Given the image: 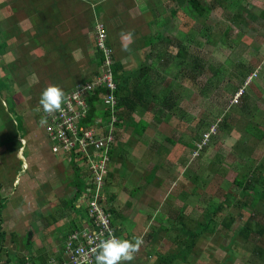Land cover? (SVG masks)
<instances>
[{
    "label": "rangeland",
    "instance_id": "1",
    "mask_svg": "<svg viewBox=\"0 0 264 264\" xmlns=\"http://www.w3.org/2000/svg\"><path fill=\"white\" fill-rule=\"evenodd\" d=\"M56 1L51 0L50 5H47L46 0H0V29L8 32L5 35L13 36L6 38L10 43L5 46L4 54L0 53V66L5 63L1 77L4 80L10 77L8 86H11L16 103L13 112H8L6 104L0 107V142L4 143L5 153L9 155L1 175L2 179L11 182L9 166L14 161V164L17 163L14 171L24 179L28 173L24 171L23 160H31L33 167L29 169L30 174L39 186L38 191L35 190L38 195V211L30 213L31 217L27 220L29 212L26 210L22 213V219L25 220L21 222V228L25 223L26 229L33 232V240L28 248L23 237L26 229H22V235L13 238L15 244L11 247L14 250L9 251V254L23 257L51 253L70 230V223L77 226L82 220L79 215H86L85 202H82L80 209H75V213L67 204L74 192L70 186L73 170L68 163L73 158L72 153L61 157L59 151L44 156L49 150L46 147L44 127L39 123L43 115L42 110L37 113L35 109L42 90L49 84L57 85L67 93L76 83L93 73L97 54L93 44V12L98 13L105 6L107 10L103 20L115 60L122 61L126 57L119 36L121 33L133 34V43L129 49L141 47L142 39L145 38L149 45L158 36L152 45L151 59L146 60L149 48L143 49L141 57L138 56L139 60H143L142 63H148L143 75L139 77V68L121 72V84L133 86L142 81L145 85H137L146 99L145 110L143 107L138 109V114L141 111L145 114L137 117L138 120L145 117L148 123H145L146 129L141 136L131 131L130 139L147 143L151 136H155L165 147H169L167 158L175 160L180 158L178 150L182 149V145L186 147L184 143H198L215 126L214 132L210 133L194 157L195 148L191 150L186 170H182L187 182L181 185L186 191L181 192H190L191 200L197 205L196 212L191 213L192 217L204 223L210 214L207 210L210 205L215 207L217 202L224 200L227 203L215 217L216 221L211 222V225H215L214 233L202 232L195 238V252L198 256H227L222 264L230 261V264L234 261L235 264H264V233L259 235L256 230H252L247 238L238 234L248 219L264 226V198H256L252 204L253 197L250 194L244 196V191L234 183L235 178L247 175L245 180L248 185V179L252 178L256 180L259 192L264 189V135L262 141H259L246 130L249 123H256L264 131V0H198V11L190 6L189 0L180 5L173 0H82V6H88L83 15L74 19L72 17L66 22H46L47 9L50 7L52 10L49 16L55 18L53 10ZM175 6L176 13L172 15ZM59 9L61 11V6ZM71 9L75 13V6ZM36 10L40 11L38 15ZM98 16L101 17L100 14ZM113 16L115 18L109 20ZM78 26L82 31L79 28L73 31ZM79 34L82 50L74 52L73 56L72 49L78 44L75 40ZM0 40L5 39L1 37ZM179 43L184 44L182 47L187 51L186 58L182 60L177 59L175 53H169L175 51L173 46L178 49ZM154 56L158 58H152ZM138 57L129 56L130 69L140 63ZM195 60L199 69L193 67ZM165 67L169 69L165 71ZM251 73L256 76L246 82ZM241 90L242 94L236 101L234 96ZM2 98L7 100L6 92ZM168 102L171 107H168ZM20 115L23 126L15 124V119L19 121ZM153 115L164 119L163 122L152 119ZM129 117L117 119L113 126L114 138L116 132L121 135L118 125H122ZM137 117L132 120L129 128L137 124ZM100 124L105 126L104 123ZM19 136L27 140L26 146L22 144L25 146L23 159L17 155ZM53 157L58 162L53 163ZM159 157L155 155L156 162H160ZM142 164L139 180L146 177L145 182L149 183L151 163L147 160ZM80 168L83 171L84 167ZM179 170H176L175 175ZM123 173L124 167L118 175V183L108 179L109 185L111 180L113 182L110 191H120L123 185L129 188L130 184L134 185L133 182L127 184L123 180ZM190 176L192 186L195 184L193 189L189 186ZM145 189L152 188L146 185ZM106 190L108 183L104 186ZM105 196L106 205L114 211L111 212L112 223L120 229L121 237H124L125 229L133 230L132 216L117 214L113 208L117 198L113 202L108 192ZM152 197L156 199L154 193ZM189 201L188 197L184 200L185 204H189ZM169 204L173 206L174 202L171 200ZM114 207L126 213L123 203L118 202ZM185 211L188 212V209ZM164 215L174 217L177 214L169 210ZM230 215L234 222L229 229H225L219 222L221 217ZM8 216L12 217L11 212Z\"/></svg>",
    "mask_w": 264,
    "mask_h": 264
},
{
    "label": "crops",
    "instance_id": "2",
    "mask_svg": "<svg viewBox=\"0 0 264 264\" xmlns=\"http://www.w3.org/2000/svg\"><path fill=\"white\" fill-rule=\"evenodd\" d=\"M104 2L105 0H97ZM120 1V0H118ZM51 0H46V4L50 5ZM83 1L82 0H57L55 2V9L53 10L54 17L49 16V12L52 10V8H48L45 17L46 22L54 21V20H62L63 22H66V20L73 17V19L80 14H84L85 11L88 10V6L85 7L82 6ZM117 3H115L116 5ZM73 5V6H71ZM52 6V5H51ZM59 6H61V11L59 9ZM75 6V13L71 12V8ZM127 8V6H125ZM106 8L103 6L98 13H94V19H93V31H94V24L95 22L102 21L104 23L103 15H106ZM36 15L40 13V11L36 10ZM62 14V15H61ZM100 14L101 17L98 16ZM61 15V17H60ZM115 16L112 18H109V20L114 19ZM44 21V20H43ZM105 24V23H104ZM115 27V26H114ZM77 28H79L82 31V28L79 26L74 28L73 31H75ZM106 28V26H105ZM116 28V27H115ZM107 30V28H106ZM82 33V32H81ZM158 35H160L159 32H157ZM83 34H85L83 30ZM108 36V35H107ZM121 37V35H119ZM77 39L75 40L78 42L77 45H74L72 49V54L74 56V52L81 51V42L79 41L80 34L76 36ZM115 40L117 39V34H115ZM109 38V37H108ZM142 38V37H141ZM178 41V40H176ZM109 42V41H108ZM113 42V41H112ZM110 43V42H109ZM115 42H113L114 44ZM118 43V41H117ZM95 46V32H94V42ZM111 45V43H110ZM180 45V43H179ZM139 47V46H138ZM136 48H131L128 51H126V59L124 58L121 63L123 64L121 72L128 71V70H135L136 68H141L143 65H147V62L142 63L139 60L141 57V54L143 52V49L149 48L148 51V57L146 58L147 61L151 59V49L152 46L146 45L143 42L142 39V46ZM172 47V46H171ZM177 47V46H176ZM175 46H173V49H175L174 52L169 51L170 54H176L178 49H176ZM74 50V51H73ZM95 50L96 49L95 46ZM165 51V50H163ZM97 53V52H96ZM140 56L138 57V60L140 63L137 65V67H131L130 65V59L129 56ZM152 58H158L156 56ZM136 59V58H135ZM179 59V58H177ZM95 70L92 74L88 75L87 78L82 80L81 82L87 81L88 78H92L94 74L97 73L99 64L97 63L99 61V58L96 56L95 60ZM134 61V60H132ZM173 61V60H172ZM176 63V61H175ZM5 63L2 66V70H4ZM169 68L165 67V71H167ZM0 71V76H1ZM143 75V73H139V77ZM4 81V78H2ZM78 82V83H81ZM76 83V84H78ZM75 84V85H76ZM142 85V81L136 82V85ZM74 85V86H75ZM73 86V87H74ZM146 88V87H145ZM64 93H66L64 91ZM2 95H4V91L0 94V101L3 105L6 104L4 98H2ZM145 110V108L143 107ZM147 111V110H146ZM148 112V111H147ZM145 114V112H139V114ZM138 111L131 113L129 118L126 119L122 125L119 126V132L121 135L116 132L115 135V142L112 147L111 155H110V161L108 164V174L105 179V183L107 186L108 183V190L105 191L109 193L111 196L113 202L117 198V201L114 202V206L118 204V202L123 203L125 206L126 213H130L129 215L124 213L123 211L119 212V208L116 209V207L113 206V208L116 210L117 214H124L125 216H132V220L134 223L133 230L131 229H125L124 231V237H121L120 235V229L118 227H115L116 233L121 237L122 239H128V240H134L136 237H142L143 238V244L139 250V252L136 254L133 261L130 262V264H222L224 259L227 256H198L196 250L197 241L194 243L193 247H190L188 250L187 256H181L182 250V244H183V238L188 241L190 244L192 240V232L195 233V229L197 227V220L198 218L192 217L191 213L196 212V202L192 201L191 193L188 192V194L185 192H181L184 190V188H181V185H185L187 180L185 179L184 173H182V170H186V166L188 165V161L190 160V150L188 149L189 142L184 143L182 145V149L178 150V153L180 154L179 159H168V149L169 147H165L164 143L158 140L155 136H151L150 142L143 143L136 139L131 140L129 137V134L131 131L133 134H137L138 136H141L145 129L142 130V123H148L147 120H145L143 117L138 120L139 116ZM140 115V116H141ZM137 117V124L131 129L129 126L131 125V122L133 119ZM152 119L162 121L159 116L153 115ZM169 120V119H168ZM145 124V125H146ZM44 127V126H43ZM117 129V128H116ZM117 131V130H116ZM44 136L46 137V147L49 150L46 152L47 154H44V156L50 155V154H57L58 152H53L51 150V141L48 140L47 134L44 129ZM152 134V132H151ZM121 136V137H119ZM131 141V142H130ZM19 142L20 145L18 146L17 155L23 157V151L25 149V146L27 145V140L24 137L19 136ZM142 143V144H138ZM193 143V142H192ZM3 142H0V264H27V263H34L35 264H48V261L50 258L57 257V252L61 250V247L64 242V238L67 235V233L74 229L72 226L73 222L70 223V230L65 233L63 236V239L59 243V246H55L56 249L52 251L51 253L48 252V254H43L41 256H12L10 255L9 251L14 250V248L11 247L12 244H15L14 237L15 235H22L21 230L26 229V224L24 223L23 227L21 228V222H23L25 219H22V213L23 211H28L29 214H33V212L38 211L37 210V194L36 191H38V181L35 180L32 177V174H30V167L33 163V161H28L27 159L23 160V168H25V172L28 173L27 177L23 179L21 176L17 173V171H14V161H11V165L9 166L11 170V182H7L5 179H2L1 170L6 167V157H9V155H6L5 149L3 147ZM22 144L25 146H22ZM159 146L157 147V145ZM136 147L138 148V152H136ZM180 148V147H179ZM127 149H130L129 151ZM132 150H134L132 152ZM50 153V154H49ZM61 157L67 155L64 152H60ZM155 155H159L158 158L160 162H156ZM42 157V159L44 158ZM130 157V158H128ZM54 159V160H53ZM53 160V161H52ZM62 160H67L66 158H62ZM130 160V161H129ZM148 160V163H151V166L149 168V172L151 174V180L149 183L145 182V178L143 177V180H139V170L142 169V162H146ZM46 161V160H43ZM51 161L58 162L54 157L51 159ZM68 161V160H67ZM66 161V162H67ZM70 161V162H69ZM68 161L69 165H71L72 159ZM74 162V161H73ZM75 164V163H74ZM126 166H125V165ZM5 165V166H4ZM78 166L77 164H75ZM19 166H21V163L19 162ZM79 167V166H78ZM124 167V177L123 180L127 182V184H130V182H133L134 185L130 184L129 187H125L123 185V188H120V191L117 190L116 192L110 191L109 187L111 184L113 185L112 180H115L116 183H118L120 180L118 179V175L121 173V169ZM32 169V168H31ZM180 169L179 172L175 175L176 170ZM19 170V169H18ZM22 170V169H21ZM73 170V168H72ZM136 174L138 176H136ZM148 175V174H147ZM146 175V176H147ZM74 177V170L72 172V178L70 180V184ZM18 179V180H17ZM108 179L111 180V184L109 185ZM138 180V181H137ZM192 176H190L189 179V186H192L191 184ZM24 181V182H23ZM135 181V182H134ZM143 182V185H141V182ZM17 182V183H16ZM23 182V183H22ZM179 184V187H178ZM146 185L151 187L152 189H145ZM188 185V184H187ZM71 186V185H70ZM105 186V185H104ZM177 187L179 188L177 190ZM195 188V184L192 186V189ZM155 190V191H154ZM176 190V191H175ZM33 191H35L33 193ZM186 191V190H184ZM159 192V193H158ZM155 195L156 199H153L152 195ZM165 193V195H163ZM125 198H124V196ZM162 196V197H161ZM184 196V197H182ZM190 199L189 204H185L184 200ZM121 197H123L121 199ZM161 197V199H160ZM183 198V199H182ZM160 199V200H159ZM123 200V201H122ZM174 202V205L172 206L170 201ZM184 202V203H183ZM179 203V204H177ZM134 205V207H131ZM175 205H178L177 208ZM32 209H27V207ZM34 206V208H33ZM26 207V208H24ZM188 209V212L185 211ZM110 210V209H109ZM173 210L174 214L176 213L174 217H171L170 215L166 216L164 215L165 212ZM74 211V210H73ZM11 212L12 217L8 216V213ZM76 211H74L75 213ZM115 213V214H116ZM183 213V214H182ZM27 216L26 220L31 217ZM147 214V215H146ZM187 214V215H184ZM80 217L83 215H79ZM159 216V217H158ZM136 217V220L134 219ZM78 226V225H77ZM17 230V231H16ZM27 230L24 231L23 234L25 237ZM195 230V231H194ZM207 234H213L206 232ZM33 240V239H32ZM193 248V250H192ZM187 249V247H186ZM185 251V250H184ZM222 252V249H221ZM40 255V254H39ZM36 258V260L34 259ZM23 259V263L22 260ZM38 259V260H37ZM238 258H235L237 260ZM231 262V261H230ZM230 262L228 264H230ZM236 261H234L235 264Z\"/></svg>",
    "mask_w": 264,
    "mask_h": 264
},
{
    "label": "built area",
    "instance_id": "3",
    "mask_svg": "<svg viewBox=\"0 0 264 264\" xmlns=\"http://www.w3.org/2000/svg\"><path fill=\"white\" fill-rule=\"evenodd\" d=\"M94 32L95 46L100 53L97 73L90 80L76 84L67 92L62 106L63 111L47 116L48 122L44 125L52 144L51 150L67 155L71 152L72 160L78 161L74 163L79 167L83 166V172L86 173L85 188L75 200V207L79 209L82 202H85L86 215L81 216L79 225L67 233L57 257L50 258L48 264H93V249L98 239L108 238L110 234L119 238L112 223L110 207L106 205L104 191L111 148L115 142L113 126L117 122L118 110L117 97L114 93L117 85L112 71L114 56L102 21L95 22ZM254 76L256 74H249L245 81H251ZM98 87L105 89L102 105L110 109V121L105 126L99 124L97 127H79V120L87 111L85 97ZM241 94L242 90L235 94L236 101ZM42 115L46 114L42 111ZM214 129L215 126H212L204 137L195 143L193 157L194 153L197 154L203 147Z\"/></svg>",
    "mask_w": 264,
    "mask_h": 264
},
{
    "label": "trees",
    "instance_id": "4",
    "mask_svg": "<svg viewBox=\"0 0 264 264\" xmlns=\"http://www.w3.org/2000/svg\"><path fill=\"white\" fill-rule=\"evenodd\" d=\"M175 1L178 5L182 4L183 1L185 2L186 0H173ZM197 2L198 0H189V4L193 9H197ZM177 6H175L173 8V10L171 11L172 15L176 13V8ZM204 8V7H203ZM8 32H4L3 30L0 29V38L3 37L5 40H0V53L4 54V48L6 45H8V43H10V41L7 42L8 39L6 38H12L13 36H7L5 35ZM160 36V35H159ZM158 39V36H156V39L154 41L151 40V42H149V46H152L156 40ZM143 42L147 45V39H143ZM184 45V44H182ZM182 45L178 46V51L176 52V56L182 60L186 58V50L183 49ZM97 58L100 57V53L97 51L96 54ZM194 62V68H198V63L195 61ZM99 64V61L97 62ZM1 64V62H0ZM123 64L121 63V61L118 60H113V65H112V71H113V78L116 82V90H115V95L117 97V112H116V116L118 120H124L126 117H128L131 113H134L136 111H138V109L140 107H144L145 105V97L143 96V91L139 88V86H126L124 83H120V80L122 79L121 76V70H122ZM2 66H0V71L2 72ZM141 70L140 73L145 72V70L147 69V65H143V67L139 68ZM199 69V68H198ZM7 78V77H5ZM10 77H8L6 80L3 81L2 77L0 76V94L2 91L6 92V98L7 100H5L6 105L8 107V112H13L14 108H16V103L14 102L13 99V93H12V89L11 86H8V81ZM90 80V78L87 79V81ZM86 81V80H85ZM105 93V89L102 87H98L96 89H94V91L92 93H90L89 95H87L85 97L86 103H87V111H86V115L81 118L79 120L78 126L79 127H83V128H89V127H97L100 123H104L106 124L108 122V120L111 118V111L108 107H105L102 105V95ZM10 103V106H9ZM167 103V102H165ZM0 107H4V105L1 103L0 101ZM168 107H171V103L168 102ZM12 110V111H11ZM125 117V118H124ZM9 120L11 121L10 123L13 124V121L9 118ZM17 125H21L23 126V120H22V116L20 115L19 121L17 119H15ZM8 122V121H7ZM142 123V130H144L145 128V123ZM119 123H117L118 125ZM250 125L246 127L247 132H249L251 134L252 137L258 139L259 141H262L263 135H264V131L262 129H260L258 127V125L256 123H249ZM12 127V125H10ZM189 146V148H191V150L193 148H195V143L189 142V144L187 145ZM190 150V156L192 155V152ZM112 151V148H111ZM111 155V153H110ZM71 166L74 170V177L73 180L71 182V187L74 188V192L72 197L68 200L67 204L69 207H71V209H73L74 211H76L75 209H77L75 207V200L79 197L80 193L83 192L84 188H85V176L86 173H84L82 171V169L78 166H76L73 162V160L71 161ZM246 178H248L247 175H241L240 177H237L234 179V183L237 184L240 187V190L244 191V196H247L250 194L251 197H253L252 199V204L255 203L256 198L258 200V198L262 197L264 198V189H262L259 192V188L257 186V182L256 180H252V178L248 179V182H250V184L248 185V183L246 182ZM226 200L224 201H219L216 203L215 207L213 206H209L207 208V210L209 211V216L206 217L207 220L206 222H202L201 220H197V227H196V231L195 233L192 232V240L190 242V244L188 243V241H186L185 238H183V244H182V250L183 252L181 253V256H187L188 254V249L190 247H193L194 243H195V238L201 234L202 232H209V233H213L215 231V225L213 223V225H211V222H215L216 219L215 217L218 216V214L222 211L223 208L226 207ZM2 206V205H1ZM0 206V207H1ZM212 207V208H211ZM2 208V207H1ZM0 208V210H1ZM111 212H114L112 210V208H110ZM77 212V211H76ZM234 222V218L233 216H223L221 217L220 220V224H222V226L225 229H229L230 226L232 225V223ZM72 226L74 227V229L77 227L74 223L72 224ZM252 230H256V233H258L259 235H262L264 233V226L260 225L259 223H252V220L248 219L244 225L242 226V228L239 230L238 234L243 236L244 238H247ZM25 240L24 243L25 245L29 248L31 242H32V238H33V232L31 230H27V233L25 235ZM187 247V249H186ZM185 250V251H184ZM22 263L24 262L23 259L21 260ZM24 264V263H23Z\"/></svg>",
    "mask_w": 264,
    "mask_h": 264
},
{
    "label": "clouds",
    "instance_id": "5",
    "mask_svg": "<svg viewBox=\"0 0 264 264\" xmlns=\"http://www.w3.org/2000/svg\"><path fill=\"white\" fill-rule=\"evenodd\" d=\"M133 43V34L131 32L121 33L122 50L128 51ZM38 82V81H35ZM65 102V93L54 84L45 87L40 95L39 104L35 111L41 110L46 114L42 116L39 123L41 126L47 124V116H52L57 112L63 111ZM143 244L142 237H136L134 240L120 239L113 234L108 238L98 239L95 243L93 254V264H130L134 260Z\"/></svg>",
    "mask_w": 264,
    "mask_h": 264
}]
</instances>
